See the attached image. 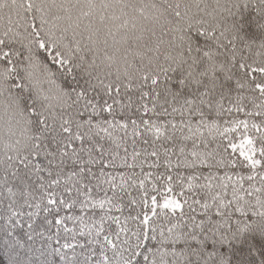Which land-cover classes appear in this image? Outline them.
Returning a JSON list of instances; mask_svg holds the SVG:
<instances>
[{
    "label": "snow or ice",
    "instance_id": "obj_1",
    "mask_svg": "<svg viewBox=\"0 0 264 264\" xmlns=\"http://www.w3.org/2000/svg\"><path fill=\"white\" fill-rule=\"evenodd\" d=\"M0 264H264V0H0Z\"/></svg>",
    "mask_w": 264,
    "mask_h": 264
},
{
    "label": "trees",
    "instance_id": "obj_2",
    "mask_svg": "<svg viewBox=\"0 0 264 264\" xmlns=\"http://www.w3.org/2000/svg\"><path fill=\"white\" fill-rule=\"evenodd\" d=\"M236 258H237V259H240L241 257H240V256H237ZM256 259L258 260V259H259V257H256Z\"/></svg>",
    "mask_w": 264,
    "mask_h": 264
}]
</instances>
